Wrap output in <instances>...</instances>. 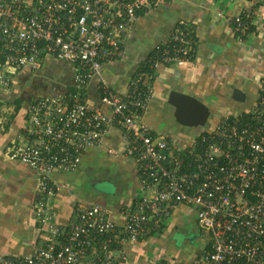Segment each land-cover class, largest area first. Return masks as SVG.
I'll return each mask as SVG.
<instances>
[{"label": "built area", "instance_id": "2783aa9c", "mask_svg": "<svg viewBox=\"0 0 264 264\" xmlns=\"http://www.w3.org/2000/svg\"><path fill=\"white\" fill-rule=\"evenodd\" d=\"M163 1L0 0V86L20 70L38 71L52 60L72 68L73 82L60 97L33 98L24 142L7 148L9 159L38 174L29 212L51 237L22 257L0 255V264H130L125 248L158 229L165 207L173 204L191 207L210 240L190 264H264V81L248 111L223 115L199 134L171 142L141 122L149 92L138 79L119 96L101 77L103 65L121 56L138 12ZM249 2L264 9V0ZM254 9L231 20L240 40L257 20ZM193 43L190 32L176 29L154 46L150 68L190 62ZM95 78L107 112L90 107L82 94ZM111 126L137 168L140 194L133 209L119 228L104 206L77 203L74 221L51 226V175L75 171L82 152L99 146Z\"/></svg>", "mask_w": 264, "mask_h": 264}, {"label": "crops", "instance_id": "0c3cea01", "mask_svg": "<svg viewBox=\"0 0 264 264\" xmlns=\"http://www.w3.org/2000/svg\"><path fill=\"white\" fill-rule=\"evenodd\" d=\"M250 9L254 8L249 0H167L152 10L139 11L123 40L121 56L103 65L101 77L119 96L126 94L133 80H139L143 90L149 92L141 122L152 134L163 135L171 142L195 136L208 123L201 128L178 124L173 107L167 103L171 91L198 100L209 114L243 113L257 98L259 85L264 81V31L260 33L256 24L260 23L259 18L264 19V9H254L257 20L241 40L233 33L231 21ZM178 28L192 34L193 58L188 63L151 69L148 60L154 46L168 41ZM56 65L69 71V79L65 75L54 76ZM11 78L8 86H0V255L16 258L29 254L34 245L42 244L51 236L39 229L29 212L35 201L38 174L9 159L7 148L13 141L25 140L23 121L28 103L36 96L60 97L73 89V82L72 68L55 60L38 71L22 69ZM21 81L28 91L32 84L43 81L48 84L38 95L31 91V98L23 100L19 94ZM97 87L95 78L82 94L90 107L107 112L99 100ZM233 90L240 92L241 100L233 99ZM8 91L14 94L8 96ZM123 149L119 130L108 127L99 146L82 152L75 171L51 175L55 187L54 196L47 201L51 226H67L74 221L77 203H95L107 208L109 218L121 228L140 194L137 168ZM98 180L112 187H97ZM198 231L191 207L166 206L160 227L125 248L130 264H176L169 256L179 257V252L184 250L180 235L187 232L196 235Z\"/></svg>", "mask_w": 264, "mask_h": 264}, {"label": "rangeland", "instance_id": "374dc122", "mask_svg": "<svg viewBox=\"0 0 264 264\" xmlns=\"http://www.w3.org/2000/svg\"><path fill=\"white\" fill-rule=\"evenodd\" d=\"M60 68L61 67H59V65H56L55 67H53L54 76L60 75L63 77L65 75V78L69 79V76H70L69 71L63 70ZM38 74L39 73H37V75ZM39 77H41V76H39ZM23 83H24V81H21V88H20L21 92L20 93H19L20 90H18V93L21 95V97L24 98L23 100H25V99L29 100L31 98V95H32L31 91H33L34 95H38L39 92H41L43 89H45L46 85L48 84L45 81H43L42 83L32 84L29 86L30 91H28L26 89V86H24ZM51 88H52V86H51ZM54 88H55V90L58 89L57 86ZM7 93H8V96H12L14 94L12 92V95H11L10 91H8ZM209 115L210 116L207 118L204 126H206L207 123L209 126H213L221 118V115H223V112H216V114H212V112H211ZM199 128H201V127H199ZM109 185L110 184H107L105 181H102V180H98L95 184V186H97V187L106 188V189H109ZM110 186L112 187V185H110ZM180 238H181V239H179L180 246L184 244V248H183L184 250H182V252L181 251L179 252V255H180V256L178 255L179 257H175L173 255L169 256L170 260L176 262V264H190L194 260V258L198 257L202 253V251L206 248L207 244L210 241L208 235L203 233L201 230H199L196 235H193L190 232H187V234L184 233V234L180 235ZM186 238H187V240H184ZM198 243H199V245H198Z\"/></svg>", "mask_w": 264, "mask_h": 264}, {"label": "water", "instance_id": "95a60500", "mask_svg": "<svg viewBox=\"0 0 264 264\" xmlns=\"http://www.w3.org/2000/svg\"><path fill=\"white\" fill-rule=\"evenodd\" d=\"M242 97L238 90H233L234 100ZM167 103L173 107L175 121L185 127H203L209 116L206 106L189 95L171 91Z\"/></svg>", "mask_w": 264, "mask_h": 264}]
</instances>
